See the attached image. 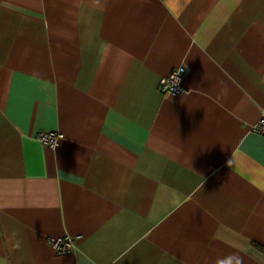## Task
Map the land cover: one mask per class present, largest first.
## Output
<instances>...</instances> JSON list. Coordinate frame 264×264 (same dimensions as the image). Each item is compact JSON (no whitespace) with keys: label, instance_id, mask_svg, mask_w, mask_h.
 Returning <instances> with one entry per match:
<instances>
[{"label":"crops","instance_id":"1","mask_svg":"<svg viewBox=\"0 0 264 264\" xmlns=\"http://www.w3.org/2000/svg\"><path fill=\"white\" fill-rule=\"evenodd\" d=\"M262 113L264 0H0V264H264Z\"/></svg>","mask_w":264,"mask_h":264},{"label":"built area","instance_id":"2","mask_svg":"<svg viewBox=\"0 0 264 264\" xmlns=\"http://www.w3.org/2000/svg\"><path fill=\"white\" fill-rule=\"evenodd\" d=\"M185 75V68L178 67L172 70L168 75L163 76L159 83V92L164 95H179L186 93L182 82ZM252 131L264 136V113L261 114L258 123L252 128ZM64 135L61 132H39L37 139L43 145L50 149H55L63 140ZM51 248L56 253H69L73 250L74 242L70 237L52 238L49 241Z\"/></svg>","mask_w":264,"mask_h":264}]
</instances>
